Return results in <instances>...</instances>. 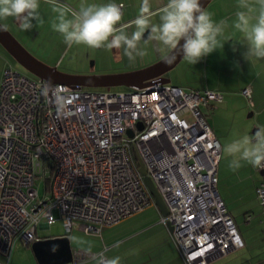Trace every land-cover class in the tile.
Returning a JSON list of instances; mask_svg holds the SVG:
<instances>
[{
  "label": "built area",
  "instance_id": "obj_1",
  "mask_svg": "<svg viewBox=\"0 0 264 264\" xmlns=\"http://www.w3.org/2000/svg\"><path fill=\"white\" fill-rule=\"evenodd\" d=\"M241 93L252 105L251 88ZM221 98L214 89L157 79L119 92L48 87L6 66L0 82L2 264L15 240H35L42 221L48 226L60 217L65 232L78 224L91 233L155 205L139 161L166 204L160 221L171 225L186 264H207L243 246L217 190L221 144L202 110ZM36 177L47 181L42 194ZM256 192L264 204V183ZM86 257L73 253V261Z\"/></svg>",
  "mask_w": 264,
  "mask_h": 264
},
{
  "label": "clouds",
  "instance_id": "obj_2",
  "mask_svg": "<svg viewBox=\"0 0 264 264\" xmlns=\"http://www.w3.org/2000/svg\"><path fill=\"white\" fill-rule=\"evenodd\" d=\"M45 3L53 14L49 20L52 31L60 34L68 47L123 49L124 56L131 62L136 57L146 56V46L152 41L166 63H173L178 51L182 52L184 61L195 65L223 49L231 40L230 36L226 37V31L232 28L246 42V57L264 58V0H237V11L231 23L225 19L216 21L214 14L201 6L200 0H167L159 9V21L153 22L149 0H143L140 13L132 21L135 30L130 35L126 30L128 25L121 24L122 6L116 3H87L79 8L60 0H45ZM40 6V0H0V22L13 18L22 31L31 30L34 21L38 25L44 23ZM3 27L0 24V28ZM181 40L184 41L182 46ZM222 151L230 158L228 167L232 171L245 165L264 169V127H258L251 135L236 134L223 145ZM92 259L96 264H119L120 261L119 257L107 258L103 253L93 255Z\"/></svg>",
  "mask_w": 264,
  "mask_h": 264
},
{
  "label": "rangeland",
  "instance_id": "obj_3",
  "mask_svg": "<svg viewBox=\"0 0 264 264\" xmlns=\"http://www.w3.org/2000/svg\"><path fill=\"white\" fill-rule=\"evenodd\" d=\"M60 2L66 3L72 6L73 8H79L81 4L87 3H116L118 5H121L123 13L121 24L128 25L126 30L129 35L135 30V27L132 24L130 26V23H126V20L131 19L132 17L136 18L137 15L140 13V10L136 9V6L134 7V5L131 4V2H136V0H60ZM40 5L44 9V15H53L50 11L49 6L45 3V0L40 1ZM236 5L237 0H211L207 4L206 10H211L212 6H216L217 8L219 7L218 9H222L223 13L227 12L231 14L232 11H237ZM231 16L235 17V14ZM151 19L153 22H158L157 19H159V15H152ZM2 23L7 26V28L12 33V26H9L10 23ZM33 23L34 27L30 30V32H28V34L25 33V36L29 37V42L34 47V45L38 43V40L41 37L37 35L36 31H33L34 28L36 29V27L38 26L35 21ZM232 30L235 31L234 29ZM15 38H17L16 35ZM46 38H48V42H50L51 44H53V42L58 43L63 40V37L56 32L54 34V31L52 35L43 38L45 39V42H47ZM141 46L144 47L143 41L141 42ZM51 47H55L56 49H51L47 47L49 49L46 51H42L43 54L51 56L52 58L57 56H64V59H62L63 63L61 64V66L56 67L59 70L63 71L61 68L65 64L70 63L75 67V69H81L80 72H78L77 70L78 74H103L122 72L125 71L127 67L134 66L136 61L137 65H143L146 63L144 65L146 66L161 59V57L163 56L162 53L161 55H159L160 57L156 56L157 46L155 45V42L152 41H150L146 46L148 54L144 57H136V59L131 62L126 56H124L123 49H112L111 51H109L104 48L89 49L83 45H73L72 47H68L67 45H65L64 47L60 45H52ZM28 49L30 52H32L30 48ZM42 52L40 50V55L42 54ZM222 53L223 54H221L220 56V59L222 58L220 60V64L224 69L222 73V78L224 80H238L240 78L242 79V76H239L237 72H234L235 65L237 64L234 65L230 61L234 56L231 53H228V51L226 50H222ZM32 54L34 53L32 52ZM11 59L12 60L10 61V64L14 69L22 71L23 73H26L31 77L33 76L29 72H27L23 67H21L17 62H15L12 57ZM41 60L44 61L43 58H40V61ZM44 62L49 64L47 61ZM188 64L189 63L181 59L176 65L173 66L171 70L165 73V76L170 79V83H172L173 85H178L182 83L186 84L185 86L180 85L183 89H195V87L192 86L194 83L193 81L195 79L197 81H204L206 79V72L203 68L204 66H202V69L198 67L195 74L193 71H191V68L190 66H188ZM144 66H138L137 68ZM193 66L194 68H196L195 65ZM211 67L215 68V66H210V64H208V71L206 75L210 78L212 75ZM132 69L134 68L128 70ZM240 71L243 75L245 74L243 69ZM83 89L119 92L129 91L130 87L124 85L101 88L83 86ZM220 94L223 95L224 93L220 92ZM232 95H235V93H233ZM230 101L231 106L233 105V107L237 106V104L240 103V100H238L236 97L231 99ZM217 104H219V102L215 104V107L218 106ZM262 106H264V104H262ZM215 107H212L210 110H208L206 107H202V110L204 114L208 116L209 125L212 123V118H214L215 114H219L220 117H217V119L215 120V124L218 125L217 127L218 129H220V133L223 134L224 130L226 131V136H224V138L222 137L221 139H219L221 144L229 142L232 138L235 137L236 134L248 133L251 135L254 134L252 132L254 128L264 127V110L261 111L262 113L258 112L255 105L253 106L248 104L247 107L240 108L239 110H236L235 113L229 110L216 112ZM250 111L253 112L252 115L249 114ZM229 159L230 158H226L225 155L222 154V166L220 171L221 175H217L218 180L216 182L217 190L219 195L224 200H226V206H228L229 209H231V211L233 212L232 214L235 217V220L237 221L236 225L239 230V233L240 231L243 233H247L249 239L251 241L254 240V243H252V245L254 244L253 247L248 246L246 244L243 245L244 247L241 246L240 248H235L230 251L236 250V253L242 252L246 253L248 256H251L253 253H255V250H257L258 253H264V232L261 231V229L264 230V204L259 201V198L258 196H256L255 192L256 185L260 182H264V175L261 176L260 172H258V169L253 168L250 165H245L237 171H232L228 167ZM42 180V177H36V180H34L35 186L39 191L38 193L40 194L44 192V181ZM154 214L158 217L160 216L159 212L152 204L143 209L142 211L136 212L133 215L131 214V216L126 217L117 223L102 227L101 230L98 232L87 233L83 230L80 225L75 224L74 226H72L73 229L70 231V233L66 235L68 238L69 236L72 237V242L70 243V245L73 252L77 253V251L81 250L84 253L98 254L101 249L106 248L107 251V249L109 250L114 246L112 250L117 251L119 255L118 257L120 258L119 264H123V258L120 252L128 246V232H155ZM244 215H246L245 218ZM63 227L64 226L62 220L59 217L54 220L52 224H50L48 229L36 228V232H39V234H46L51 232L55 234H65V229ZM73 237H75L76 239H73ZM85 240H88V243H85ZM228 253H225L218 257L227 256L226 254ZM107 255L109 256V252L107 253Z\"/></svg>",
  "mask_w": 264,
  "mask_h": 264
},
{
  "label": "crops",
  "instance_id": "obj_4",
  "mask_svg": "<svg viewBox=\"0 0 264 264\" xmlns=\"http://www.w3.org/2000/svg\"><path fill=\"white\" fill-rule=\"evenodd\" d=\"M40 1H44V0H40ZM166 3H167V0H149V12L151 14V17L152 15H158L159 9L163 7ZM131 4L134 5V7L136 6V9L140 10L143 5V0H136V2H131ZM218 8L216 6H212L211 10H208V11L214 14L213 18L216 21H219L220 19H225V20H228L229 23H231V21L235 18V17H232L231 15L235 14L233 12H236V11H232V13L230 12L231 14H229L227 12L223 13L222 9H218ZM43 11L44 9L40 6V16L44 21L43 24L45 25H38L36 27L37 30L34 28L33 31H36L37 35L41 37L39 38L38 43L34 45V47L32 44H30L29 37L25 36V33L28 34L30 30L22 31L13 18H8L6 21H3V22L10 23L9 26H12V34H15L17 39L25 47L27 46L28 48H30L32 52L38 56V58L40 56V58H43L44 61H47L51 65L61 66V64L63 63L62 59H64V56H57V57L52 58L51 56L44 55L42 52V51L48 50L49 48L56 49L55 47H51L52 45H58V46L60 45L63 47L66 45L64 43V40H61L58 43L53 42V44H51L50 42H48V38H46L47 42H45V39L43 38L48 37L52 35L53 33L50 25L48 24L52 15L48 14V16H46L43 14L45 13ZM134 20H135V17H132L131 19L126 20V23H130V26H131L132 21ZM157 20L159 21V19ZM5 27L7 28V26ZM130 32H131V29H130ZM227 36H230L231 40L227 41L224 44L223 49L217 50L213 52L211 55H208L204 57L203 59H201L197 64H195L196 68H194L193 65L188 64V66H190L191 68V71H193L195 74H196V70L198 69V67L202 69V66H204L203 68L205 69L204 71L206 72V75L208 71V64H210V66H215V68L211 67V72H212L211 78L205 75L206 79L204 81H200V80L197 81L195 79L193 81L194 83L192 86L195 87V89L197 90L201 88H207V89H214L221 93H224L222 95L221 100L216 102V103L219 102V104H217L218 106L216 107L214 106L216 108V112L223 111V110L225 111L229 110L234 113L236 110H239L240 108L247 107L248 104L251 105L249 101L246 100L244 95L241 93V90L243 88H245L246 86H249L251 88L252 105L253 106L255 105L257 111L262 113L261 111L264 110V106H262V104H264V58L258 59L255 57L245 56L247 52V46H246V42L243 41L240 33L233 31L231 28H229L226 31V37ZM40 50L42 52L41 55H40ZM222 50H226L228 51V53H231L234 56L232 57L230 61L234 65L237 64L235 65L234 72H237L239 76H242L243 77L242 79L240 78L238 80L236 79L224 80L222 78V73L224 71V69L222 68L220 64V60L222 59V58L220 59V56L221 54H223ZM159 55H161V52L157 48L156 56H159ZM11 60H12L11 56L0 45V82L2 79L3 69L6 66L12 67V65L10 64ZM136 62L134 66L127 67L126 70L131 69V68L136 69L138 66H144L146 64L145 63L143 65L141 64L137 65ZM61 69L63 70V72L65 71L77 72V70L78 72L81 71V69H75V67L71 65L70 63L65 64ZM242 69L245 73L244 75L240 71ZM180 85L185 86L186 84H182V83L178 84V86ZM233 93H235V95H232ZM235 97L238 100H240V103L237 104V106L233 107V105L231 106L230 100ZM217 117H220L218 113H216L214 118H212V123L210 124V126H212L211 128L213 129L216 137H218V139H221L222 137L224 138V136H226V131L224 130L223 134L220 133V129H218L217 127L218 125L215 124V120L217 119ZM223 145L224 144H221V148H220L221 154L218 160L219 163H218L217 171H216V174L218 176L221 175L220 173L221 166H222L221 159H222V154H224L222 151ZM259 170L260 169H258V172ZM217 180H218V177H217ZM257 185L255 187V192H256V188L258 187ZM256 196H257V192H256ZM223 201H224L226 209H228L229 213L231 214L233 218V221H235V224H236L237 221L235 220V217L232 214L233 212L231 211V209H229L228 206H226L227 204L225 203L226 200L223 199ZM153 206L159 212V209L157 208V206L156 205H153ZM159 214H161V212H159ZM245 216L246 215H244V218ZM154 224H155V232H128V235H127L128 236V246L124 250H121L120 252L123 258L122 260L123 264H186L184 259L182 258V255L180 254L178 247H176L175 245V242L170 234V230L168 229V226L165 224L166 225L165 227V225H163V223L160 221V216L158 217L155 214H154ZM49 226L50 225L47 226L46 223L41 222L37 228H47L48 229ZM261 231L264 232V230L262 229ZM69 233L70 232H65V234H55L51 232V233H46V234H39V232L35 231V240L44 239L48 237H54V236H66L67 237L66 234H69ZM238 233H239V230H238ZM240 236L242 237L243 245L247 244L248 246H252V247L254 246V244L252 245V243H254V240L251 241L247 233H243L240 231ZM68 240H69V243H71L72 237L69 236ZM31 242L32 241H29L27 243L22 242L21 239L15 240L8 264H39L31 249ZM85 243H88V240H85ZM113 247L110 248L109 250L107 249V251H106V248L101 249L100 251H103L104 255L107 258L118 257L119 255L117 251L112 250ZM235 251L236 250L230 251L228 254H226L227 256L218 257L217 259H214L208 262L207 264H264V253H258V251L255 250V253H253L251 256H248L246 253H242L241 251H237L241 253H236ZM71 252L74 253L73 251ZM77 252H82V251L80 250ZM108 252H109V256L107 255ZM82 253L84 255H87V257L81 259L80 261H74V262L72 261L71 264H96V262L92 259V257L93 255H97V254L84 253V252ZM3 262H4V258L0 257V264H2Z\"/></svg>",
  "mask_w": 264,
  "mask_h": 264
},
{
  "label": "water",
  "instance_id": "obj_5",
  "mask_svg": "<svg viewBox=\"0 0 264 264\" xmlns=\"http://www.w3.org/2000/svg\"><path fill=\"white\" fill-rule=\"evenodd\" d=\"M210 1L200 0L201 6L206 8ZM0 24L2 23L0 22ZM147 36L148 33L146 32L144 38L146 39ZM183 43L184 41L181 40L180 45L182 46ZM0 45L27 72L35 77L41 78V80L44 79L48 87L60 83L71 86L79 85L97 88L119 85L141 88L147 85L152 79H157L161 83H169L170 79L165 76V73L171 70L183 58L182 52L177 51V58L173 63H166L163 55L161 59L147 66L132 70L103 74H78V72H63L55 65H49L44 61H40L5 26L0 28ZM249 114L252 115L253 112L250 111ZM138 127V129L142 127L140 122L138 123ZM256 130L257 128L253 129L252 132ZM128 134L131 135V132L128 131ZM138 165L146 189L150 192L159 212L162 215H168L166 204L162 200L158 188L155 187L151 177L147 176L146 169L141 161H139ZM259 172L261 175H264V171L259 170ZM167 226L171 230V225L168 224ZM31 249L39 264H66L72 263L73 261L72 249L66 236H54L33 240L31 242Z\"/></svg>",
  "mask_w": 264,
  "mask_h": 264
},
{
  "label": "trees",
  "instance_id": "obj_6",
  "mask_svg": "<svg viewBox=\"0 0 264 264\" xmlns=\"http://www.w3.org/2000/svg\"><path fill=\"white\" fill-rule=\"evenodd\" d=\"M43 181H44V183H47V181H45V180H43ZM262 183H264V182H260L259 185L262 184ZM257 186H258V185H257Z\"/></svg>",
  "mask_w": 264,
  "mask_h": 264
},
{
  "label": "flooded vegetation",
  "instance_id": "obj_7",
  "mask_svg": "<svg viewBox=\"0 0 264 264\" xmlns=\"http://www.w3.org/2000/svg\"><path fill=\"white\" fill-rule=\"evenodd\" d=\"M261 171H264V169H262Z\"/></svg>",
  "mask_w": 264,
  "mask_h": 264
}]
</instances>
